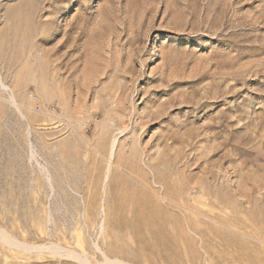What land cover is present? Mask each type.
<instances>
[{
  "label": "rangeland",
  "instance_id": "1",
  "mask_svg": "<svg viewBox=\"0 0 264 264\" xmlns=\"http://www.w3.org/2000/svg\"><path fill=\"white\" fill-rule=\"evenodd\" d=\"M0 264H264V0H0Z\"/></svg>",
  "mask_w": 264,
  "mask_h": 264
},
{
  "label": "bare ground",
  "instance_id": "2",
  "mask_svg": "<svg viewBox=\"0 0 264 264\" xmlns=\"http://www.w3.org/2000/svg\"><path fill=\"white\" fill-rule=\"evenodd\" d=\"M114 148H115V145H114V143H113L112 150H114Z\"/></svg>",
  "mask_w": 264,
  "mask_h": 264
}]
</instances>
